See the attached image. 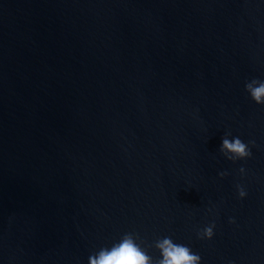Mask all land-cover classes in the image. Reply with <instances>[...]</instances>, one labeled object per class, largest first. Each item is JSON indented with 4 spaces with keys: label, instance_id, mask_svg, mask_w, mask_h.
<instances>
[{
    "label": "water",
    "instance_id": "95a60500",
    "mask_svg": "<svg viewBox=\"0 0 264 264\" xmlns=\"http://www.w3.org/2000/svg\"><path fill=\"white\" fill-rule=\"evenodd\" d=\"M254 78L264 0H0V264H89L128 233L264 264Z\"/></svg>",
    "mask_w": 264,
    "mask_h": 264
},
{
    "label": "clouds",
    "instance_id": "9594fccd",
    "mask_svg": "<svg viewBox=\"0 0 264 264\" xmlns=\"http://www.w3.org/2000/svg\"><path fill=\"white\" fill-rule=\"evenodd\" d=\"M245 90L252 101L257 105L264 106V80L251 79L246 82ZM220 151L230 161L245 160L251 158L252 152L249 144L238 136H225L222 138ZM243 174L245 169L242 167ZM226 173H221V176ZM239 196L245 198L247 193L243 187L238 186ZM234 222V221H233ZM215 225L203 229L199 234L201 239L211 240L214 236ZM138 237L131 233L125 234L111 247L101 248L89 257V264H202V258L193 253L192 249L183 244H177L171 237H163L155 242V248L159 252V258L154 259L148 252L137 243Z\"/></svg>",
    "mask_w": 264,
    "mask_h": 264
}]
</instances>
